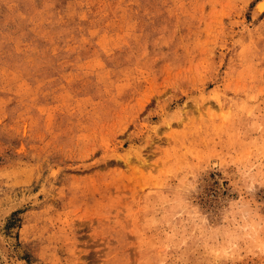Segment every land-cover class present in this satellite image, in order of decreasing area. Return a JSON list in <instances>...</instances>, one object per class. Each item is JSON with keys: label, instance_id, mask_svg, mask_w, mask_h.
Returning <instances> with one entry per match:
<instances>
[{"label": "rangeland", "instance_id": "rangeland-1", "mask_svg": "<svg viewBox=\"0 0 264 264\" xmlns=\"http://www.w3.org/2000/svg\"><path fill=\"white\" fill-rule=\"evenodd\" d=\"M257 0H0V264H264Z\"/></svg>", "mask_w": 264, "mask_h": 264}, {"label": "bare ground", "instance_id": "bare-ground-1", "mask_svg": "<svg viewBox=\"0 0 264 264\" xmlns=\"http://www.w3.org/2000/svg\"><path fill=\"white\" fill-rule=\"evenodd\" d=\"M264 4V0H257L252 6L251 9V16L252 19L256 20L258 19L262 14H264V10L260 8V5Z\"/></svg>", "mask_w": 264, "mask_h": 264}, {"label": "snow or ice", "instance_id": "snow-or-ice-1", "mask_svg": "<svg viewBox=\"0 0 264 264\" xmlns=\"http://www.w3.org/2000/svg\"><path fill=\"white\" fill-rule=\"evenodd\" d=\"M260 8H261L262 10H264V4H261V5H260Z\"/></svg>", "mask_w": 264, "mask_h": 264}]
</instances>
